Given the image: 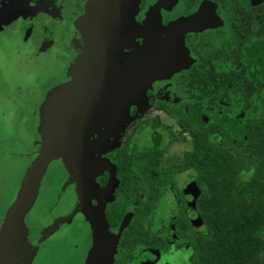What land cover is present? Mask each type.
I'll return each instance as SVG.
<instances>
[{
	"label": "flooded vegetation",
	"instance_id": "obj_1",
	"mask_svg": "<svg viewBox=\"0 0 264 264\" xmlns=\"http://www.w3.org/2000/svg\"><path fill=\"white\" fill-rule=\"evenodd\" d=\"M129 1V5L123 8V0H57L56 3L54 0H0V35L4 34L10 39L9 42L19 41L22 46L26 42L38 50L66 52L67 61L59 71L63 74L61 84L49 90L69 85L89 70L90 67H81L77 61L87 51L90 37L95 39L97 22L107 30V39L113 36L103 44L108 48L114 45L116 57L112 82L108 84L110 88L116 85V91L121 90L116 119L113 117V121H105L108 104L105 105L103 96L98 99L96 90L98 84L101 91L106 85L104 82L96 83V73L91 78L96 87H93L95 99L87 97V94L79 97L77 92L63 94L58 91L53 96L54 104L51 103L49 108L53 114L48 121L45 137L40 133V108L45 101L39 104L35 122L37 128L36 125L34 127L36 140L31 152L34 156L36 151V161L35 164L32 161L24 164L25 171L20 173L18 186L21 190L27 172L30 168L35 169L27 199L33 191L35 194L34 187L39 181L38 195L42 202L39 203L38 199L35 201L36 198L34 201L41 204L39 206L45 214L43 217L52 213L55 219L50 222L41 217V221L36 220L31 229L27 221H31L33 214L25 208L7 227L6 220L12 212L11 208L20 198V190L16 194L11 193L9 199L13 195L15 199L0 218V239L3 240L0 256L3 255L4 261H14L16 264L21 261L24 264V260H30L26 254L32 245L35 249L32 264H37L40 253L49 243L50 247L54 245L55 236L63 232L61 236H66L67 242L80 238L83 243L82 251L75 247L78 257L71 256L67 264H73V260L80 264H176L178 256L184 252L188 255L185 264H196L194 256L191 257L190 246L179 241L178 231L181 230V234L186 231L182 221L170 230L168 248H165L167 252L146 246L138 256H120L122 250H131L124 244L137 237L139 223L134 221L136 216L147 210L151 215L154 213L150 195H153V191L165 193L162 182L169 174L177 175L179 192L181 197L184 193V200L188 203L195 202L193 190L196 188L191 186L195 173L191 170L180 172L175 167L178 155L169 156L168 149L160 154L157 151L164 147L155 143L140 145L145 133L151 131L153 139L154 133L166 126H160L157 119L145 118L137 121L129 132L120 133L116 124L122 120L123 104L129 102L126 99L132 91L147 85L146 81L152 85L151 82L160 80L162 74H167L168 79L175 70H180L178 76L172 74L173 82L178 83V93L189 94L188 99H183L179 106L190 117L196 116V108L193 111L186 103L212 102L210 95L195 98L190 91L181 88L187 85L190 74L202 76L206 71L210 73V87L226 80L230 82H227V88L232 87L234 82L240 85L242 95L257 92L264 99V0ZM117 24L121 28H115ZM229 57L234 58L231 60L233 64L228 63ZM242 57L248 63L241 69L236 65L241 63ZM101 63L97 68L104 67V61ZM6 80L5 70L0 69V98L8 92ZM203 82L201 79L199 84L203 86ZM8 87L9 94L5 99H10L12 93L17 94L20 89L10 82ZM116 91L108 90L110 103L115 101ZM101 94L105 95L104 92ZM81 98L87 101L83 109L79 108ZM76 101L78 104H74ZM213 102L237 110V115L243 114L244 118L253 116L235 108L229 100ZM156 104L151 105L157 108ZM79 111H82L83 117L78 115ZM263 118L264 115L260 117ZM80 119L85 120L84 124L79 122ZM206 122L207 119L203 124ZM153 124L156 130L152 128ZM79 136H82L84 145L77 152L75 141ZM183 136L189 134L184 133ZM182 146L179 156L191 149L190 145ZM52 148L56 150H48ZM160 156L159 161H155ZM153 183L156 186L152 190ZM144 191L147 195H144ZM179 192L172 190V199L179 201ZM163 212L166 217L179 215L169 213V209ZM71 228L72 231H69ZM177 242L182 245L178 246ZM55 247L51 251L54 252ZM60 257L54 253L51 260H59Z\"/></svg>",
	"mask_w": 264,
	"mask_h": 264
},
{
	"label": "trees",
	"instance_id": "obj_2",
	"mask_svg": "<svg viewBox=\"0 0 264 264\" xmlns=\"http://www.w3.org/2000/svg\"><path fill=\"white\" fill-rule=\"evenodd\" d=\"M198 75L190 74L187 85L181 87L195 98L210 95L212 102L186 103L193 111L196 108V116L190 117L179 105L160 102L155 106L173 118L179 128L181 138L176 139L170 129L163 127L171 143L191 146L178 155L174 165L180 172L195 173L191 186L199 189L201 195L193 203L202 225L196 228L191 224L176 174H169L162 182L165 193L157 200L153 197L156 191L152 192L151 201L158 206L172 190L179 192V215L168 218L171 224L184 222L186 231L181 235L196 264H264V118L260 119L264 115V99L257 92L242 95L240 85L234 82L227 88L230 82L226 80L210 87V73L204 71L203 78ZM201 79L203 86L199 84ZM219 99L229 100L235 108L253 116L244 118L242 114L239 121L237 110L213 102ZM197 117L202 122L207 119L200 129L195 126ZM152 128L157 129L154 124ZM163 147L157 152L168 149V145ZM155 186L153 183L152 190ZM151 246L154 250L160 248L155 243Z\"/></svg>",
	"mask_w": 264,
	"mask_h": 264
},
{
	"label": "rangeland",
	"instance_id": "obj_3",
	"mask_svg": "<svg viewBox=\"0 0 264 264\" xmlns=\"http://www.w3.org/2000/svg\"><path fill=\"white\" fill-rule=\"evenodd\" d=\"M56 2L57 0H54V3ZM9 41L10 39L4 34L0 35V69L5 70L7 74V93L9 94V82L13 86H19L20 89L17 94L12 93L13 97L10 99L4 98L7 96V93H4V96L0 98V218L5 213L9 203L15 199L14 195L9 199L11 193L15 192L14 194H16V192L20 190L18 180L19 177H21L20 173L22 174L25 169L24 164L36 161V151L34 156L31 152L36 140L34 127L36 125L37 128L36 117L39 112V104H41L43 100H47L48 94L52 90H49V88L61 82L63 74L60 72L64 68L62 64L67 61L66 52L58 51V53H56V50H48L46 52L45 50H38L34 46H29L26 42H23L24 46H22L19 41ZM242 59L241 63L236 65V67L241 66V69L248 63L244 57H242ZM227 60L228 63L233 64L231 60H234V58L229 57ZM54 67L58 68L54 69ZM56 71L58 72L57 79V76L55 77ZM179 73L180 70L172 71L168 79L166 78L167 74H162L161 77H159L160 80L155 78L156 80L151 82L152 85L150 82L146 81L148 83L147 85L143 87L140 86L137 90L132 91L126 99L129 100V102L123 104L122 120L116 124L117 132H129L137 121L141 122L145 118H154L158 120L160 126L164 125L171 130L173 138H181L175 120L151 105L152 103L156 104L158 102H163L170 106H174L180 105L183 99H188L187 97L189 94L184 92L178 93V91H180L177 89L178 83L176 80V83L173 82L174 79H172V74L176 77ZM247 76L249 77L248 73ZM252 83L254 82L252 81ZM248 86L250 87V85ZM45 90L46 92L49 90L47 94L46 92L43 93ZM195 120L196 126H204L203 122L198 119V117ZM241 120L242 115L239 117V121ZM151 135V131L145 133V136L140 141V145H154V143L160 146L168 145L169 156L179 155L181 150H183L182 145L171 143L169 140L170 135L164 130H160L157 134L154 133L152 136L153 139H151ZM48 150L55 151L56 149L52 148ZM33 164H35V162ZM33 193L34 191L31 195ZM144 195L147 194L145 193ZM162 195L163 194L158 193L154 194L153 197L157 200V198ZM171 195L172 193H169V197L166 195V199H164V201L162 199L163 202L158 206L155 204L158 209L153 204L152 210L154 213L152 215L150 214V210H147L142 215L136 216L134 221L139 223L137 227V237L131 238L127 242V246L124 244L125 247H129L131 250L129 252L122 250L120 256H138L140 255L139 252L146 246L152 247V243L159 245L160 249L168 248L165 241L167 242L169 239L170 230L175 227V224H171L168 216L166 217L165 214L162 213L169 209V213L173 212L178 215L181 207V204L174 198L172 199ZM37 199L39 203L42 202V198L39 197V195L36 196L35 201ZM35 201L33 200L29 205V211L33 214L31 215V221L29 220L28 222L31 229L34 227V222L36 220L41 221V217L45 215L42 212V207L39 206L41 204L35 203ZM28 202L29 198L21 212L26 208ZM51 214L47 213L46 217L44 216L43 219L46 218L45 220L48 219L51 222L55 219V214L52 216ZM65 231H67V229ZM69 231H72V228ZM140 232L142 235L144 232V238ZM62 233L63 232H60L55 236L56 241H54V245L50 247L49 243L45 247V250L40 253L37 264H54L55 261V264H67V260H69L71 256L78 257V249H75V247L82 251L83 243L80 241V238H76L73 242H67L66 236H61ZM178 233L180 237L179 241L182 242L183 237L181 235V230H179ZM71 234H73V232H71ZM174 239L175 238H172V240ZM180 242H177L178 246L182 245ZM55 246H57V248ZM54 247L55 251L53 252L51 250ZM165 252H167V250ZM54 253L58 254L59 257L61 256L59 260H51ZM187 256L185 252L180 254L178 256V261L176 260L175 263L185 264L188 260ZM125 262L127 261L125 260ZM73 264H80V262L78 263L73 260Z\"/></svg>",
	"mask_w": 264,
	"mask_h": 264
},
{
	"label": "water",
	"instance_id": "obj_4",
	"mask_svg": "<svg viewBox=\"0 0 264 264\" xmlns=\"http://www.w3.org/2000/svg\"><path fill=\"white\" fill-rule=\"evenodd\" d=\"M130 1L129 0H123V8L124 5H129ZM101 13V12H100ZM97 15V14H96ZM100 15V14H99ZM117 29L121 28L120 24H117L116 27ZM91 34V33H89ZM107 30L103 28V26H101L98 22H97V26H96V35H94L95 39L93 37H90L89 39V43L87 44V51L82 55L81 59L79 58V60L77 61L79 63V66L81 67H90L89 70L87 69L85 74L82 75L81 77H79V81L78 79L74 82H72L69 85H65V86H61V87H57L53 90L50 91V93L48 94L47 100H45V102L41 105L40 108V114H41V126H40V133L42 134L43 137L46 136L47 131L46 129L49 127L48 121L51 118V115L53 114V112H49V108L51 107V103H53V96H55V93H57L58 91H61L63 94H65L68 91H72V92H77L78 96H86L91 98V99H95V95H94V88H96L93 84H92V75L95 74V81L96 83L99 81V83L104 82L105 83V89L104 91H101L100 85L98 84L99 87H97V94H98V99H101L102 96L105 98L106 102L105 105H107V120L105 121H113V117H115L116 119V115L117 112L116 110L119 107V100L120 97H118V95L121 93V90L119 89L118 91H116V85L114 86V88H110L109 84L110 82H112V69H113V65L114 63H116V57L115 54L113 52V46H111L110 48L103 46L104 43H106L107 41L109 42L110 39H113L112 37H109L107 39ZM91 36V35H90ZM94 39V41H93ZM93 42V44H92ZM92 44V45H91ZM93 58V60H91ZM104 61V67L103 65L100 68H97L100 63ZM102 64V63H101ZM88 79V81H87ZM108 80V81H104V80ZM87 81V82H86ZM114 82V80H113ZM70 87V90H69ZM115 89L116 93H117V97L115 98V101L113 103H110V99L108 98V90L109 91H113ZM122 89V88H121ZM101 92H104L105 95L101 94ZM82 102V105H79L80 109H83L85 107L84 104H86V99L85 98H81L80 100ZM118 101V102H117ZM54 104V103H53ZM74 104H78V102L76 101ZM113 107V108H112ZM123 108V107H122ZM103 110V109H102ZM58 111V109H57ZM118 111V110H117ZM116 112V113H115ZM52 113V114H51ZM122 114H123V110H122ZM78 115L82 116V111L78 112ZM119 115V114H118ZM83 117V116H82ZM119 119V116H118ZM93 121V120H92ZM115 121V120H114ZM117 121V120H116ZM80 123L85 122V120H81L79 121ZM109 123V122H108ZM45 131V132H44ZM75 148H77V152L81 151V149L83 148V138L82 136H79L77 138V140L75 141ZM42 154H43V149H42ZM40 165L38 164L37 167H39ZM36 170L30 168V170L27 172L26 174V178L25 181L23 182V186L20 190V198L18 197L17 199V203H15L12 208H11V213L9 215V218L6 220V226L9 227V225L12 223V221L14 220V218L16 217V215L19 214V212L23 209L22 206H25V202L27 199V195L30 192V184H31V180L33 179L32 175L34 174ZM35 194H30L29 198V202L26 204V208H28V206L30 205V203L36 198V196L39 193V181H38V185L35 186ZM187 195L189 194L188 192L186 193ZM22 195V196H21ZM201 195V192L199 191V189H195L193 190V199H198ZM184 207L186 209V214L190 219L191 224L196 227L199 228L202 225V221L196 211V207L194 205L193 202L188 203L185 202L184 203ZM8 228H6L7 230ZM56 230H54L51 235L55 232ZM50 235L46 236L45 238L49 237ZM43 238V240L45 239ZM3 240L0 239V252L3 250V248L1 246ZM34 247L32 245H30V248L26 254V257H29L30 260L32 258V262L34 261V252L35 249H33ZM2 258V260H0V264H16L14 261H4L3 260V255L0 256ZM30 260L26 261L24 260V264H30ZM22 262L20 261L19 264H21Z\"/></svg>",
	"mask_w": 264,
	"mask_h": 264
},
{
	"label": "crops",
	"instance_id": "obj_5",
	"mask_svg": "<svg viewBox=\"0 0 264 264\" xmlns=\"http://www.w3.org/2000/svg\"><path fill=\"white\" fill-rule=\"evenodd\" d=\"M27 210L29 211V206H28ZM29 212H30V211H29ZM27 223H28V221H27Z\"/></svg>",
	"mask_w": 264,
	"mask_h": 264
}]
</instances>
